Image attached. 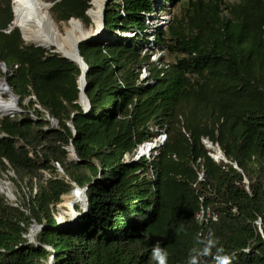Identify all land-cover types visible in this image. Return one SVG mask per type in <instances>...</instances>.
<instances>
[{"label":"trees","instance_id":"16d2710c","mask_svg":"<svg viewBox=\"0 0 264 264\" xmlns=\"http://www.w3.org/2000/svg\"><path fill=\"white\" fill-rule=\"evenodd\" d=\"M50 1L56 20L88 22L90 0ZM11 4L0 0V77L22 113L0 117V175L15 187L13 201L0 192V264H155L157 243L167 264H185L209 231L231 264H264V0H109L101 37L78 46L87 113L78 65L24 42ZM160 130L164 142L132 159ZM71 140L82 162L68 160ZM74 186H86V211L59 225L55 205ZM201 205L216 216L206 226ZM32 224L45 227L29 242Z\"/></svg>","mask_w":264,"mask_h":264},{"label":"bare ground","instance_id":"6f19581e","mask_svg":"<svg viewBox=\"0 0 264 264\" xmlns=\"http://www.w3.org/2000/svg\"><path fill=\"white\" fill-rule=\"evenodd\" d=\"M11 2L13 14L12 23L19 28L24 40L43 44L50 49L54 46L60 53L73 58L72 54L75 50L74 43L76 40L89 33L99 31L101 25V7L104 0H91L90 7L87 9V16L91 20L89 27L84 26L82 21L78 18H71V21L62 23L61 27H58L50 16L48 3L42 0H11ZM5 93L8 94V97L3 98L2 95ZM17 103L10 89L1 85L0 117L15 113L14 111L18 106ZM153 142L154 141L146 142L145 145H147V147L145 151L152 148ZM211 147L216 150L214 152L216 157L218 156L217 159H220L221 155L218 150L212 144ZM141 148L139 149L140 151ZM74 204H79L80 208L83 207L84 197L80 192L71 191L63 196L61 206L67 208L68 212H66L69 219H72L75 215L73 208ZM36 231V228H31L30 236L33 237Z\"/></svg>","mask_w":264,"mask_h":264},{"label":"water","instance_id":"95a60500","mask_svg":"<svg viewBox=\"0 0 264 264\" xmlns=\"http://www.w3.org/2000/svg\"><path fill=\"white\" fill-rule=\"evenodd\" d=\"M108 2H109V0H104V2H103V4H102V7H101V25H100V29H99V31L89 33V34H87V35L81 37L80 39L76 40V42L74 43V45H75V50H74V52H73V54H72V55H73V58L68 57V56H66V55H64V54H62V53H60L59 50H57V48H55L54 46H52V49H50V48L44 46L43 44H40V43H32V44H34V46L49 49L50 52L57 53V54H59L61 57H63V58H65V59L69 60L70 62H73V63H75V64L78 65V68H79V70H80V75L78 76V79H77V85H78V89H79V93H78V103L80 104V106H81V108H82V110H83L84 113H87V112H88V110H89V106H90L89 100H88V98H87V96H86V94H85V88H86L85 76H86V74H87L88 67H87V65H86V63H85L83 57L81 56V54H80V52H79L78 46H79V44L82 43V42H85V41H93V40L99 39V38L101 37V35H102V33H103L105 9H106V6L108 5ZM89 4H91V0H90ZM51 5H52V2L48 3V6H49V7H50ZM85 14L87 15V10L85 11ZM71 18H73V17H71ZM71 18H69V19H71ZM11 26H14L13 23L10 25V27H11ZM18 29H19V28H18ZM21 38H22V40H23L24 42H27V41L24 40V38L22 37V34H21ZM0 69H1L2 72H4V73L6 72V68H5V65H4L3 63L0 64ZM1 85H2L3 87H5V88L10 89L11 94L13 95V97L15 98V100L18 102V96H16V95L12 92L11 87L8 86V84H7V82H6V77H3L2 80L0 81V86H1ZM83 100H84V103H83ZM14 112H15V113L10 114L9 116H13V115H15V114L19 115V114L22 113V110H21L19 107H16V110H15ZM50 122H51L52 125H54V124L56 123V121H55L54 119H50ZM67 125L70 127V129H71L73 135H75V128H74L72 122L69 121V122L67 123ZM145 144H146V142L143 143V144H141V145L139 146L138 150H137L136 153L133 155V157H134L133 159H137L139 156H141V155L144 154V152H139V149H140L142 146H144ZM211 144H212V143H211L210 141H208V143H206L205 146H206L207 148H210V149H211V148H212V147H211ZM215 148L218 150V152H219L220 155H221L220 159L223 160L224 162H228V161L225 159V157L222 155L221 150L219 149V147L217 146V147H215ZM67 150H68V160H74V161H76V162H82L81 160H79V159L76 157V155H75V153H74L72 140L70 141ZM209 155H210L214 160H217V157H218V156L216 157L215 154H211V153H209ZM229 163L232 164L234 168H237V166H236L235 163H232V162H229ZM60 171H61V169H60ZM61 172H62V171H61ZM94 181H95V180H94ZM85 189H86V186L83 187V188H79V187H77V186H74L73 189H71V190L69 191V192H71V191L80 192V193L83 195V197H84V205H83V207L81 208V211H75V215H74V217H73L72 219H70L71 223H73V222L76 220V218H77L78 215H82V214L85 213V211H86V208H87V200H86V196H85ZM69 192H68V193H69ZM57 224L60 225V223H57ZM65 224H66V223H65ZM65 224L61 223V225H65ZM43 227H45V226H44V225H32L31 228L42 229ZM30 231H31V229H30ZM30 235H31V234H30V232H29V234H28V241H29V242H33V237L30 236Z\"/></svg>","mask_w":264,"mask_h":264},{"label":"rangeland","instance_id":"374dc122","mask_svg":"<svg viewBox=\"0 0 264 264\" xmlns=\"http://www.w3.org/2000/svg\"><path fill=\"white\" fill-rule=\"evenodd\" d=\"M43 2H45V3H50L51 1L50 0H42ZM230 1H237V0H230ZM51 7V6H50ZM50 7H49V9H50ZM177 9H178V7L176 8H170V13H168V12H156L153 16H152V22H151V24H150V26H151V29H155L156 28V26H159L160 27V29H164V28H166L170 23H171V20H172V16L170 17V14L172 13V14H174V13H176L177 12ZM49 13H50V16H51V18L53 19V21L57 24V26L58 27H61V24L62 23H68L69 21H71V20H68V21H63V20H56L54 17H53V15H52V13L49 11ZM87 16V15H86ZM73 19H77V18H73ZM78 19H80V18H78ZM87 19H88V22L87 23H84L81 19V21H82V23L84 24V26H86V27H89L90 26V22H91V20H90V18L87 16ZM150 34H151V32H149ZM149 38H151V37H149ZM27 43H33V42H27ZM149 57H150V60H157V59H159L160 57H164V58H166L167 60H170V57L169 56H167V55H165L163 52L161 53V52H155V51H152L151 53H149ZM2 78L3 77H0V81L2 80ZM2 97L3 98H6V97H8V94H3L2 95ZM28 100H29V98H25L24 100H23V104H27L28 103ZM17 107H19V99H18V103H17ZM20 108V107H19ZM55 125V124H54ZM54 125H52L51 124V122H50V126H54ZM207 143H208V140L206 141ZM206 142L204 143V144H206ZM213 145V144H212ZM213 146H215V147H217L218 145L217 144H214ZM146 147H147V145H145L144 147H142L141 148V151L140 152H146L145 153V155L144 156H148V154H149V150L148 151H145L146 150ZM219 147V146H218ZM210 149V148H209ZM220 149V148H219ZM211 151L212 152H210L211 154H215V152L214 151H216L214 148H211ZM55 166H56V168H57V170L59 171V173L61 174V171H60V167H59V165H57V164H55ZM8 172H9V174H10V172L11 171H7V172H5L6 174H8ZM44 173V176L47 178V177H49V174L47 173V172H43ZM10 176H13V173L11 172V175ZM0 177H1V175H0ZM1 179H6L5 177H2V178H0V180ZM11 187H12V190L15 192V187H14V185L11 183V185H10ZM68 193V192H67ZM67 193H65V194H67ZM65 194H63L62 196H61V200H60V202L59 203H57L56 205H55V210H54V216H55V218H56V220H57V223H61V222H66V221H62V220H67V221H69L70 219H69V217H68V214H67V208L66 207H64V206H61V203H62V201H63V196L65 195ZM14 200V199H13ZM12 200V201H13ZM75 206H77V207H79L80 208V205L79 204H74V207ZM73 207V208H74ZM80 210H81V208H80ZM67 211V212H66ZM76 210L74 209V212H75ZM73 218V217H72ZM32 225H40V224H32ZM32 225L30 226V229H31V227H32ZM30 229H29V232H30ZM40 229H37V231H39ZM29 234V233H28Z\"/></svg>","mask_w":264,"mask_h":264},{"label":"clouds","instance_id":"9594fccd","mask_svg":"<svg viewBox=\"0 0 264 264\" xmlns=\"http://www.w3.org/2000/svg\"><path fill=\"white\" fill-rule=\"evenodd\" d=\"M133 158L132 156V159ZM196 244L199 245V247L189 252L185 264H199V257L208 255L212 256L215 264H231L230 257L224 252L222 247L218 246L211 231H209L206 236L202 233L197 234ZM213 249H215V252L212 251ZM150 251L155 264H167L168 253L159 243L154 244Z\"/></svg>","mask_w":264,"mask_h":264},{"label":"built area","instance_id":"2783aa9c","mask_svg":"<svg viewBox=\"0 0 264 264\" xmlns=\"http://www.w3.org/2000/svg\"><path fill=\"white\" fill-rule=\"evenodd\" d=\"M156 12H161V11L157 10ZM156 12H154L151 15V18H152V16ZM170 17H171V15H170ZM156 27H159V26H156ZM127 34H129V33H127ZM149 37H151V38H149ZM149 37H148L149 38V41H152L154 39V37L151 36V35ZM145 50H147L148 53H151L152 52V51H148L147 48ZM153 61H155V60H153ZM146 76H147L146 69L145 68H142L141 69V73H140V78L141 79H144V78H146ZM35 106L38 107L37 104H35ZM165 137H166V134H165V131L164 130L158 131L157 136L153 139L154 142H153L152 148L155 147V146H158V145L162 144L164 142V140H165ZM206 141H207L206 139H203V142L204 143ZM124 160L127 161L128 158L125 156L124 157ZM7 171H9V170H7ZM9 175H11V172H10V174H9V172H8V174L1 173V177L0 178L5 177L6 179H1L0 180V192H2L8 200L12 201L13 199H15V196H13V190H12V187L10 186L11 185V182L9 180ZM199 178H201V175L199 176ZM194 217H195L196 222L200 226H206L209 222L216 220V216L210 211V209L208 207H206V206H203V205L200 206V208L198 209V211L195 213V216ZM257 225H258L259 231L261 232V229H260V226H259V221H257Z\"/></svg>","mask_w":264,"mask_h":264}]
</instances>
